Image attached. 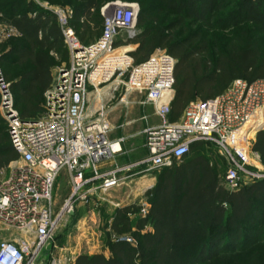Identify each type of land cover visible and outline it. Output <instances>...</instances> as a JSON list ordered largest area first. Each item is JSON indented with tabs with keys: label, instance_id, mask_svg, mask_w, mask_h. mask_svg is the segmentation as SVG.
Here are the masks:
<instances>
[{
	"label": "built area",
	"instance_id": "1",
	"mask_svg": "<svg viewBox=\"0 0 264 264\" xmlns=\"http://www.w3.org/2000/svg\"><path fill=\"white\" fill-rule=\"evenodd\" d=\"M109 7L102 8L101 36L89 44H83L70 25L72 9L52 10L70 60L56 71L45 92L41 117L23 119L0 77V114L19 154L10 174L0 180V221L22 234L0 241V264H31L47 245L49 264H75L76 256L55 255L63 216L94 194L108 193L145 179L147 172L152 176L153 171L171 166L190 152L195 141L212 142L226 156L229 166L224 179L231 190L264 177L252 169L259 158L252 150L253 140L264 129V79H236L223 93L190 102L180 120L170 122L176 59L159 49L136 62L132 52L137 46L117 42L136 36L138 4L118 1ZM134 92L144 96L142 105L154 107L161 122L144 129L146 156L119 166L115 162L122 139H110L109 114L117 104L129 105ZM64 170L71 175L72 195L56 213L53 189ZM149 207L146 198L141 202L143 217ZM127 240L136 244L133 238Z\"/></svg>",
	"mask_w": 264,
	"mask_h": 264
},
{
	"label": "trees",
	"instance_id": "2",
	"mask_svg": "<svg viewBox=\"0 0 264 264\" xmlns=\"http://www.w3.org/2000/svg\"><path fill=\"white\" fill-rule=\"evenodd\" d=\"M75 1L83 3L76 10L79 13L82 9L90 11L99 6L98 0ZM217 1L168 0V7L175 12L177 19L152 35L146 32L142 39L135 41L138 48L132 55L136 62L146 60L155 49L166 50L176 59L175 95L168 115L170 122L180 120L190 102L215 97L236 79L249 82L264 79L261 51L252 41L242 43L241 47H225L210 56L208 41L201 31L190 32L185 38L175 34L179 27L209 25L208 19L216 9ZM237 8L247 22L264 31V0H237ZM0 15L4 17L3 22L15 28L21 36L17 45L10 48V54L15 55L16 63L30 65L14 83L24 91L27 89L26 98L18 102L23 104L20 115L23 119L39 118L44 113L43 96L53 83L54 53L65 45L58 16L53 11L33 9V4L27 0H16L10 6L0 5ZM146 22L143 12L138 24L144 26ZM80 35L78 38L83 44L92 43L101 36L87 42L81 32ZM122 44L126 42H117V45ZM207 55L210 58L207 59ZM14 84L11 83V86ZM38 112L40 114L36 116ZM0 119L6 125L3 128L6 131L4 141L8 143L0 149L1 169L19 159V154L11 142L6 120L2 115ZM202 143L216 147L212 142L195 141L191 149L200 147ZM191 149L183 159L178 160L181 162L175 168L153 171V174L161 173L165 169L146 194L150 203L149 213L146 217L137 218L139 232L134 236L136 244L128 242L127 238H120L128 227L125 230L119 228V221L128 223L130 215L128 208L120 209L113 223L119 237L110 244L111 254H80L75 264L205 263L231 246L236 247L240 241H247L252 234L244 228L245 223L262 233L264 177L243 182L236 190L227 189L221 184L218 171L208 157L201 152L189 155ZM252 150L264 165V129L257 133ZM137 211L139 213L140 208ZM148 226L151 229L142 232Z\"/></svg>",
	"mask_w": 264,
	"mask_h": 264
},
{
	"label": "rangeland",
	"instance_id": "3",
	"mask_svg": "<svg viewBox=\"0 0 264 264\" xmlns=\"http://www.w3.org/2000/svg\"><path fill=\"white\" fill-rule=\"evenodd\" d=\"M14 1L16 0H0V5L2 7L10 6ZM27 1L31 2L33 4V9L37 10L45 9L52 11L59 9L65 12L68 11V9H72V26L77 36L79 35L81 37V32V34L85 36L87 42L96 40L101 34L104 23V16L102 14V8L104 6L110 5L109 10H111L113 4L118 1L136 3L139 7L138 19L143 12H145L147 17V22L144 26H140L137 20L135 26L136 36L131 39V43L126 42V44L129 45H136V49L138 48V43H135V41L142 39L146 32L152 35L160 28L169 26L177 19L175 12L168 7V0H98V7L90 11H84L82 9L80 13L76 10L83 6V3L75 0ZM216 4V9L209 16V25L191 24L179 27L176 29L175 34L178 37L185 38L190 32L196 30L201 31L208 41L210 56L214 54V52L225 47H241L243 46L242 43L248 44L252 41L260 48L261 56L264 61V31L246 21L245 17L238 11L237 0H218ZM3 18L4 17L0 15V77L10 88L13 107L21 113L23 104H18V102L26 98L25 91H27V89L24 91L14 83H16V80L20 79L24 71L30 68V65L26 62L16 63L15 55L13 53L10 54V48L17 45L18 41L21 40V36L15 28L3 22ZM221 18H223V22H221ZM78 30L80 32H78ZM93 35H95L96 38L91 39ZM156 50L159 49H155L154 52ZM209 55L206 56L207 59L210 58ZM54 59L53 77L59 68L69 64L70 50L66 43L59 52L54 53ZM11 83L14 85L11 86ZM129 98L131 102L130 106L132 107L135 99L142 100L143 95L134 92ZM44 103L45 96H43L42 101V104ZM1 105L2 93L0 91V107ZM126 109L127 108H125V111ZM39 114L40 112H38L36 116H39ZM133 116L138 117L139 115L136 112ZM5 126V123L0 119V149L8 144L4 141L6 138V131L4 132L3 128H6ZM131 131H134V129H130L127 132ZM119 133V131H114L111 135L116 136L119 135ZM142 143V138L128 142L126 145L127 148L136 147L137 150L132 149L122 162H128L129 160L143 157L146 154L145 149H138L139 147L141 148ZM195 152H201L208 157L211 165L218 171L221 184L228 189L229 187L224 179L229 166L226 156L220 153L217 146L214 147L206 143H202L200 147L197 148L192 147L189 155ZM179 162L181 161L175 160L167 169L175 168ZM255 162L256 167L252 169L260 174H264V165L259 161V158L255 159ZM15 165L16 160L11 162L7 167L1 168L0 180L6 178L10 174L11 167ZM164 170L162 172H164ZM161 173L157 172L151 176V173L147 172L143 180L129 182L108 193L94 194L87 202H77L74 211L66 213L60 221L55 237L56 245L58 246L55 255L60 256L63 252L64 256H76V258L80 254L105 253L107 256L110 255V244L119 237V234L117 235L116 231L113 229V223L120 209L128 208L130 212V215H127L129 218L128 223L123 220L119 221V228L126 229L128 227V231H123L120 234V238L135 239L134 236L139 232V228L136 226L137 218L138 216H142L141 202L146 199V194L150 190V188H148L149 185L156 184ZM71 195V175L68 171L64 170L56 179L53 189V207L56 213L62 210L67 201H69ZM138 208H140L139 213L137 211ZM244 228L249 230L252 234L247 241H240L236 247L231 246L218 254V256L211 261L205 263L197 262L194 264H264V230L261 233V230L247 223L244 224ZM150 229L151 228L148 226L143 229L142 232L149 231ZM21 235L22 234H19L7 224L0 221V241L20 237ZM49 248L51 247L47 245L41 251L42 259Z\"/></svg>",
	"mask_w": 264,
	"mask_h": 264
},
{
	"label": "crops",
	"instance_id": "4",
	"mask_svg": "<svg viewBox=\"0 0 264 264\" xmlns=\"http://www.w3.org/2000/svg\"><path fill=\"white\" fill-rule=\"evenodd\" d=\"M132 95V94H130ZM129 95V97H130ZM130 101V98H128ZM144 99V96H143ZM142 99V100H143ZM142 100L135 99L132 107L129 105H125L123 103L117 104L113 110L109 114V120L112 126V131L110 132V139H122L121 146L122 152L117 156V161L115 165H123L126 162H122V160L133 150H137L136 147L134 148H127L126 145L128 142L142 138L143 143L141 144V148L138 149H145L146 154L147 150L145 147V136H144V129L151 125H156L161 122V118L155 114V109L152 105H142L140 102ZM116 100H114L115 102ZM125 108L126 111H125ZM138 113V117H134V113ZM130 129H134V131L127 132ZM114 131H119V135L113 136L111 133ZM146 156V155H144ZM143 156V157H144ZM154 184H150L149 187H152Z\"/></svg>",
	"mask_w": 264,
	"mask_h": 264
},
{
	"label": "water",
	"instance_id": "5",
	"mask_svg": "<svg viewBox=\"0 0 264 264\" xmlns=\"http://www.w3.org/2000/svg\"><path fill=\"white\" fill-rule=\"evenodd\" d=\"M151 188V187H148ZM50 253H51V248H49L45 255L43 256L44 258H41V252L36 256L35 260L31 264H49V258H50Z\"/></svg>",
	"mask_w": 264,
	"mask_h": 264
}]
</instances>
